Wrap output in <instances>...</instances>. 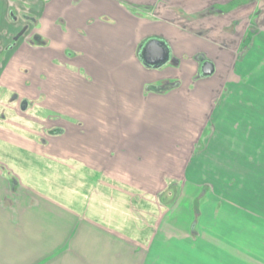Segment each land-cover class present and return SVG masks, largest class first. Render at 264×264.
<instances>
[{
	"label": "crops",
	"instance_id": "crops-1",
	"mask_svg": "<svg viewBox=\"0 0 264 264\" xmlns=\"http://www.w3.org/2000/svg\"><path fill=\"white\" fill-rule=\"evenodd\" d=\"M235 1L93 0L101 12L90 15L89 0H0V264H218L200 247L197 204L204 180L189 174L193 147L181 134L193 119L192 132L201 130L195 119L210 120L219 86L229 82L202 77V61L209 59L215 73L220 65L227 76L245 38L264 36L259 0V9L254 5L247 16H232L226 30L211 28L210 34H219L212 43L221 58L201 49L200 21H223L217 9ZM122 3L130 8L122 11ZM152 22L170 29L148 33ZM152 40L166 43L171 54L157 69L142 59ZM121 43L125 48L115 49ZM85 47L92 49L83 52ZM94 48L128 56L107 66L104 53ZM192 58L198 63L188 72L185 61ZM94 63L93 70L87 66ZM104 67L106 85L121 95L114 96L112 110L85 116L96 128L82 122L59 136L57 126L50 125L47 134L9 117L17 108L11 97L24 101L23 111L36 102L58 117L47 103L66 78L81 80L84 71L94 84ZM126 76L131 78L119 79ZM103 117L114 118L115 126L96 125L94 118ZM188 197L186 218L177 219Z\"/></svg>",
	"mask_w": 264,
	"mask_h": 264
},
{
	"label": "rangeland",
	"instance_id": "rangeland-1",
	"mask_svg": "<svg viewBox=\"0 0 264 264\" xmlns=\"http://www.w3.org/2000/svg\"><path fill=\"white\" fill-rule=\"evenodd\" d=\"M140 1L146 3L151 0ZM254 5L259 9V0H237L230 6L217 9L223 14V17L221 16L223 21H214V17L200 21L202 31H205L203 41L199 44L201 49L207 51L213 58H221L216 52L218 48L212 43L219 34H210L214 32L211 28L218 26L216 32L219 29L226 30L225 27L227 28L232 16H238L235 19L245 17L253 11ZM121 6L122 11L126 6L129 7L128 3H122ZM86 11L92 12L90 15L101 12L93 4V0H89ZM252 17L253 21L256 16ZM156 23L148 24V30L151 29L148 33L158 34L170 29L166 25L162 27ZM142 27L140 32L145 35L148 30L146 31L143 25ZM207 29L210 30L207 32ZM260 46L264 49V36L258 40L249 35L236 54L234 69L229 71L227 76L226 69L219 65L220 69L212 77L218 80L225 78L224 82L229 79V82L219 86L220 96L216 106L213 107L210 103L212 114L210 120L195 119L197 124L202 123L201 130L192 132L193 126L190 123H194V119L187 122L188 127L182 125L186 131L184 135L181 134V141H186L193 147L188 150L193 152L192 156L189 155L191 164L189 174L198 180L202 178L204 180L202 185L205 187L204 197L200 198L197 204L200 216L197 230L200 238L198 236L197 238L201 242L200 247L204 255L216 256L218 264H264V52H259ZM121 47L125 48L124 43L117 45L115 49ZM91 49L85 47L83 52ZM98 49L93 50L104 53L107 66H114L113 62L128 56L127 52L123 56L116 55L115 50H109L106 56L104 50ZM90 55L91 52L88 53V56ZM71 56L80 58L78 54L67 53L68 58ZM105 60L99 59L97 64L104 65ZM206 62L210 60L204 59L202 66ZM197 63L196 58H192L191 61L187 59L186 71H192V65ZM87 66L93 70L97 65L94 63ZM104 68L101 70V77L97 76L94 84L89 82L88 74L84 71L81 80L77 76L66 78L64 85L56 89L53 101L51 99V102L47 103L59 113L58 117L51 115L49 108L46 109L44 106L41 108L36 102H28L23 111L21 105L24 101L13 99L11 96L12 104L16 103L17 108L15 112H8L9 117H12L13 122H17L15 124L32 131L46 132L51 128L50 125L57 126L59 136H62L63 129L66 131L67 127L77 131V127L83 125L82 122L86 123L85 128H96L89 126L85 116L89 112L105 111L102 109L112 110L116 107L114 96L121 95L119 90L115 91V87L106 85L109 75L107 67ZM92 70L89 72L98 73ZM132 77L134 80V76ZM128 78L131 76L119 79ZM100 95L102 99L96 97ZM104 98L107 102L103 100ZM99 101L100 103H97ZM118 109L123 110L122 107ZM194 110V113L198 112V109ZM206 111L204 109L199 112ZM62 114L77 118H66ZM120 120L124 124L127 123L123 119ZM94 121L96 125L105 127L104 129L115 126V119L112 117L94 118ZM148 121H151V125L157 124L156 119ZM190 198L182 201L175 214L177 219L186 218L184 210L188 209L187 203L191 201Z\"/></svg>",
	"mask_w": 264,
	"mask_h": 264
},
{
	"label": "water",
	"instance_id": "water-1",
	"mask_svg": "<svg viewBox=\"0 0 264 264\" xmlns=\"http://www.w3.org/2000/svg\"><path fill=\"white\" fill-rule=\"evenodd\" d=\"M171 58L170 50L166 43L159 40H152L145 46L142 59L146 66L160 68L166 65ZM215 74V66L211 62L204 63L202 77L209 78Z\"/></svg>",
	"mask_w": 264,
	"mask_h": 264
},
{
	"label": "flooded vegetation",
	"instance_id": "flooded-vegetation-1",
	"mask_svg": "<svg viewBox=\"0 0 264 264\" xmlns=\"http://www.w3.org/2000/svg\"><path fill=\"white\" fill-rule=\"evenodd\" d=\"M25 17V16H24ZM26 30V29H25Z\"/></svg>",
	"mask_w": 264,
	"mask_h": 264
}]
</instances>
